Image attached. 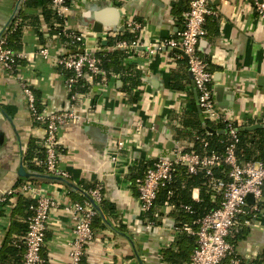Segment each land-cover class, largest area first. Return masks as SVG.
<instances>
[{
  "label": "crops",
  "instance_id": "obj_1",
  "mask_svg": "<svg viewBox=\"0 0 264 264\" xmlns=\"http://www.w3.org/2000/svg\"><path fill=\"white\" fill-rule=\"evenodd\" d=\"M173 1L70 0L66 27L82 32L86 47L101 51L103 40L129 32L125 20L132 17L142 24L143 41L155 48L148 56L142 46V55L125 57L124 65L132 68L136 80L131 88L120 74H111L105 85L88 81L87 91L71 101L65 73L55 62L66 41L49 34L41 4L0 0V36L14 17L23 15L16 50L23 57L13 72L0 66V198L5 197L0 202V251L7 238L23 239L28 209L19 194L11 192L30 183L56 202L49 212L42 264H65L75 221L64 206L86 199L78 189L86 192L100 183L106 207L99 205L101 222L93 229L80 264H167L162 250L176 236L172 206H162L160 223L148 224L132 176L140 174L147 162L173 158L177 144L191 147L197 134L189 122L199 112L187 63L177 57L178 52L156 49L157 43L176 36L182 28L171 13ZM210 7L214 13L206 17V35L197 49L213 73L215 106L239 127L264 126V18L255 13L249 0H211ZM96 22L101 32L93 30ZM42 48L47 49L46 57L39 52ZM182 73L187 77V82L182 79L184 88H173L171 78ZM23 84L32 89L45 114L74 105L81 116L80 121L63 125L58 134V167L69 174L66 179L28 167L25 155L30 140L37 147L32 150V162L40 166L36 161L43 158L38 155L40 148L43 154L44 128L33 120ZM217 84L223 86L218 98ZM20 165L28 177L20 175ZM21 195L34 203L32 197ZM192 197L198 198V189L192 190ZM229 240L242 260L264 264V194L249 221L238 219ZM14 261L11 258L9 264Z\"/></svg>",
  "mask_w": 264,
  "mask_h": 264
},
{
  "label": "built area",
  "instance_id": "obj_2",
  "mask_svg": "<svg viewBox=\"0 0 264 264\" xmlns=\"http://www.w3.org/2000/svg\"><path fill=\"white\" fill-rule=\"evenodd\" d=\"M54 12L63 18L61 27L66 45L57 56L55 62L64 70L69 71L65 76V87L68 90L71 101H74L79 92H73L75 84L79 80L84 82L95 81L105 85L107 76L100 66L99 52L85 46L84 34L75 32L66 27V12L69 5L65 0H48ZM211 0H189L188 8L183 13V27L176 36L164 38L156 44V49L177 48L187 56V66L192 73L193 82L197 90L198 106L206 119L216 125L223 124L224 132L228 135V144L224 153L199 154L195 151H185L177 144L173 150V158H157L148 166L143 176L134 180L138 193V200L142 212L149 211L155 201L159 189L172 180L178 168L184 167L187 173L195 174L203 171L206 184L211 195L220 199L219 206L202 218L194 221L197 229L184 225L182 231L196 235L197 247L190 255L189 264H257L255 261H244L235 252L234 246L229 240L234 226L240 215L246 212H255L262 198L264 186V160H249L240 163L235 154V146L239 141L238 128L229 116L215 106L214 92L212 88L213 73L208 62L202 58L197 49L198 42L206 35L205 20L214 11L210 7ZM255 13L264 18V0H249ZM127 30L133 35V39L117 40L114 48L123 49L127 56L133 53L142 55L139 47L145 46L146 55L153 54L155 48L147 45L141 36L142 24L130 17L125 20ZM114 36V35H113ZM44 57L47 49L39 51ZM20 52L14 51L6 44V34L0 36V66L9 72L16 70L17 59H22ZM181 58V54L177 55ZM101 75L99 79L95 77ZM23 91L27 97L28 108L33 120L42 124L44 136L42 138L43 158L36 164L43 167L46 174L66 179L69 174L58 167V134L61 127L69 122H78L81 116L75 112L74 105L64 111L45 114L36 107V98L32 89L23 84ZM122 146V142L118 143ZM224 162L228 167V180L213 175L212 167ZM11 193L23 194L34 199L31 213L27 216V231L23 236L25 246L22 264H42V247L45 239L49 212L56 202L51 197L41 193L38 188L30 183H24ZM10 193V194H11ZM86 193L96 203L103 200V186L94 184ZM251 193L253 203H248L246 195ZM171 194V191L169 192ZM5 199L3 196L0 202ZM169 206V205H168ZM75 221L72 229V240L68 252V260L65 264H80L87 244L93 239L94 232L92 222L97 211L89 200H75L64 206ZM188 209V206H185ZM148 224H155L149 221ZM179 229H175L177 235Z\"/></svg>",
  "mask_w": 264,
  "mask_h": 264
},
{
  "label": "trees",
  "instance_id": "obj_3",
  "mask_svg": "<svg viewBox=\"0 0 264 264\" xmlns=\"http://www.w3.org/2000/svg\"><path fill=\"white\" fill-rule=\"evenodd\" d=\"M66 4H70V0H65ZM24 4L28 6H36L41 4V18L45 25L48 27L49 34H56L64 38L61 27L57 24H62L63 18L58 16L54 10L51 8L48 0H24ZM189 0H174L171 4V13L173 16L177 17L182 23L183 27V15L182 12L187 10ZM21 15L20 13H18ZM14 17L12 22L7 27L4 35L6 34V44L14 51L20 48V41L23 29V15ZM21 18V19H20ZM39 32V31H38ZM39 37H42V33L39 32ZM65 39V38H64ZM133 39V35L130 32H121L116 37H108L107 44L101 51H99L100 66L105 71L107 77L111 74H120L122 80L126 83H130V88L136 83L135 75L132 72V68L124 65V59L127 53L123 49L114 48V44L117 40H127ZM182 61H185L181 58ZM20 59H17V64ZM186 62V61H185ZM62 71L65 76L69 75V71L64 70L62 66ZM101 75H97L95 78L99 79ZM182 79L187 82V77L185 73L171 78V85L175 89H183L184 84ZM128 87V86H127ZM88 84L83 80H79L72 90L73 92H85L87 91ZM36 107L41 110L40 102L36 99ZM192 127L197 128V134L193 140V144L189 148H185V151H195L199 154H210L216 153L222 155L224 153L225 147L228 144V135L223 133L211 134L207 133L205 128L202 126L200 119L194 113L192 120L189 121ZM206 123L213 128H225L223 124L216 125L206 119ZM239 128L238 125H236ZM239 141L235 146V154L240 163L247 162L249 160H264V126L253 131H238ZM34 140H30L28 151L25 155V159L28 162V167L35 170H42V166H37L32 162L33 154L32 150H36ZM42 148H40V155L38 157L42 158ZM152 164V161L144 164L140 169V174L137 176L133 175L132 179L143 176L146 168ZM213 175L218 178H223L228 180L229 167L221 162L218 166L212 167ZM198 189V198L194 199L192 197V190ZM171 191V194L169 192ZM264 190L262 189V195ZM21 203L25 204V208L28 209L26 213L27 216L31 213L32 201L24 198L19 194ZM220 199L218 197L213 198L211 191L206 184V178L203 175V171H198L195 174L187 173L184 167L178 168L172 180L166 182L158 191L152 208L147 211L144 216L149 221H154L155 224L161 221V208L164 205L172 206V213L176 219V228L179 229L178 234L174 237L172 243L162 250V259L167 264H189L190 255L192 251L197 247V237L194 234L182 231L184 225L190 226L193 230L197 229L195 220L202 218L209 212L213 211L219 206ZM260 203V202H258ZM101 208L105 209L106 203L104 199L99 204ZM188 206V209H185ZM111 212L114 210L111 208ZM254 212H246L240 217H244L245 221H249ZM238 218V219H239ZM97 222H101L98 213L95 214L92 222V228H96ZM103 225V223H101ZM119 230H124L123 226H119ZM27 231L24 229V234ZM233 244V242H231ZM234 246V244H233ZM25 246L22 240H13L7 238L4 245L0 251V264H9V260L13 258L14 264H22L23 254ZM258 261V260H257ZM255 261L256 263H258ZM260 262V261H259Z\"/></svg>",
  "mask_w": 264,
  "mask_h": 264
},
{
  "label": "water",
  "instance_id": "obj_4",
  "mask_svg": "<svg viewBox=\"0 0 264 264\" xmlns=\"http://www.w3.org/2000/svg\"><path fill=\"white\" fill-rule=\"evenodd\" d=\"M93 30L96 31V32H101V31H102V27L99 26V24H97V22H96V23H94V25H93ZM113 30H115V28H113ZM106 44H107V41H106V40H103V41H102V45L105 46ZM139 49H144V47H139ZM164 49H168V50H171V51H174V52H178V53H180L181 56H182V58L187 62V56H186L181 50H179V49H177V48H164ZM187 69H188V71H187V75H188V78H189L190 83H191V87H192L193 94H194V97H195V101H196V104H197V110H198V112H199V115H198V116H199V119H200V121H201L203 127L205 128L206 132L211 133V134H216V133H219V134H220V133H223V132H224L223 129H216V128H212L211 126L207 125L206 120L204 119V117H203V115H202V113H201V110H200V108H199V106H198L197 90H196L195 85H194V82H193V76H192V73H191V71L189 70L188 66H187ZM222 89H223V86H222L221 84H217L216 89H215V93H216V95H217V98L221 96V94H222ZM261 127H263L262 124H260V123H254V124H250V125H246V126H240V127L238 128V130H239V131H253V130L258 129V128H261ZM19 173H20V175L25 176V177H28V176L30 175V174H28V173L25 172V169H24L23 166H21V165H20V167H19ZM51 177H52V176H51ZM77 189H78V188H77ZM78 191H79V193H81L82 195H84L85 198H87V200L90 201V203L92 204L93 208H94L97 212H99V213L101 214V210H100L99 205L96 204V203H95V202H94V201L88 196V194H87L85 191H83V190H81V189H78ZM246 200H247V202L250 203V204L253 203V196H252L251 193H248V194L246 195Z\"/></svg>",
  "mask_w": 264,
  "mask_h": 264
},
{
  "label": "rangeland",
  "instance_id": "obj_5",
  "mask_svg": "<svg viewBox=\"0 0 264 264\" xmlns=\"http://www.w3.org/2000/svg\"><path fill=\"white\" fill-rule=\"evenodd\" d=\"M214 124V123H213Z\"/></svg>",
  "mask_w": 264,
  "mask_h": 264
}]
</instances>
